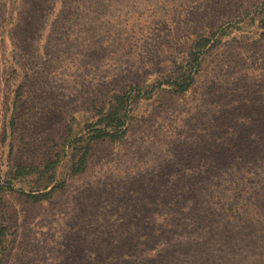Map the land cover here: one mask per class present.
Wrapping results in <instances>:
<instances>
[{
  "label": "rangeland",
  "instance_id": "374dc122",
  "mask_svg": "<svg viewBox=\"0 0 264 264\" xmlns=\"http://www.w3.org/2000/svg\"><path fill=\"white\" fill-rule=\"evenodd\" d=\"M0 264H264V0H0Z\"/></svg>",
  "mask_w": 264,
  "mask_h": 264
},
{
  "label": "trees",
  "instance_id": "16d2710c",
  "mask_svg": "<svg viewBox=\"0 0 264 264\" xmlns=\"http://www.w3.org/2000/svg\"><path fill=\"white\" fill-rule=\"evenodd\" d=\"M185 88H181V90H184ZM107 132L106 133H103V131H101V133L99 134L100 137H103V136H107Z\"/></svg>",
  "mask_w": 264,
  "mask_h": 264
}]
</instances>
